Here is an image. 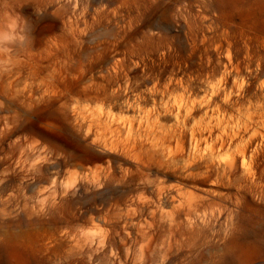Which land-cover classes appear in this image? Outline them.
<instances>
[{"label": "rangeland", "instance_id": "1", "mask_svg": "<svg viewBox=\"0 0 264 264\" xmlns=\"http://www.w3.org/2000/svg\"><path fill=\"white\" fill-rule=\"evenodd\" d=\"M9 12L32 40L0 71V264H264V0Z\"/></svg>", "mask_w": 264, "mask_h": 264}, {"label": "clouds", "instance_id": "2", "mask_svg": "<svg viewBox=\"0 0 264 264\" xmlns=\"http://www.w3.org/2000/svg\"><path fill=\"white\" fill-rule=\"evenodd\" d=\"M29 23L20 15L8 13L0 21V71L15 67V61L31 44Z\"/></svg>", "mask_w": 264, "mask_h": 264}, {"label": "bare ground", "instance_id": "3", "mask_svg": "<svg viewBox=\"0 0 264 264\" xmlns=\"http://www.w3.org/2000/svg\"><path fill=\"white\" fill-rule=\"evenodd\" d=\"M181 105V104H180ZM174 108V107H173ZM181 111V110H180ZM180 114V113H179ZM181 115V114H180ZM186 117V116H185ZM187 120V119H186ZM194 133V132H193ZM222 139V138H221ZM225 140V139H224ZM223 140V141H224ZM222 140L220 141V143L221 142H223ZM232 141V140H231ZM227 142V139H226V141H225V143ZM231 144V143H230ZM225 145V144H224ZM134 146V145H133ZM221 146V145H220ZM223 146V145H222ZM239 147V146H238ZM247 147V146H246ZM244 149V148H243ZM247 149V148H246ZM242 151V150H241ZM246 152V151H245ZM239 154H240V152H239ZM232 158V157H231ZM234 158V157H233ZM234 160V159H233ZM229 161V160H228ZM229 163V162H228ZM233 163V162H232ZM233 165H235L234 163H233ZM244 165V164H243ZM233 167V166H232ZM209 169V168H208ZM230 169V168H229ZM235 169V168H234ZM236 170V169H235ZM229 171V170H228ZM230 171H231V169H230ZM232 171H234V170H232ZM209 172V171H208ZM227 173V172H226ZM230 173V172H229ZM232 173V172H231ZM230 173V174H231ZM235 174V173H234ZM222 175V174H221ZM223 175H225V174H223ZM204 176V175H203ZM206 176V175H205ZM204 176V177H205ZM228 176V175H227ZM207 177H209V176H206L205 178H207ZM232 177V176H231ZM204 178V179H205ZM205 180H208V178L207 179H205ZM229 181V180H228ZM242 186V185H241ZM241 186H240V188H241ZM246 186V185H245ZM236 189H238V188H236ZM238 190H240V189H238ZM242 191V190H241ZM239 192V191H238ZM242 192H244V191H242ZM171 198V197H170ZM177 199V198H176ZM171 200V199H170ZM178 200V199H177ZM174 201H176V200H174ZM171 201H169V203H170ZM173 202V201H172ZM195 203V202H194ZM199 203V202H198ZM173 204V203H172ZM179 205V204H178ZM200 205H201V202H200ZM194 207H195V205H194ZM199 207V206H198ZM185 208H186V206H185ZM155 209V208H154ZM153 209V210H154ZM174 209H175V207H174ZM197 209V208H196ZM202 209V208H201ZM193 210V209H192ZM199 210H200V208H199ZM181 211V210H180ZM186 211V210H185ZM195 211V210H194ZM155 212V211H154ZM153 212V213H154ZM191 212V211H190ZM206 213V212H205ZM184 214V216L182 217V218H180V217H175V218H177V219H175V220H177V221H175V222H177L176 224V229L173 231V235H174V237H176V236H179L180 238H181V240H182V243L184 244V245H187L189 248H196L197 246H198V244H199V234L200 233H198L194 228H191V229H189V228H187V229H189V230H185V228L183 227V223H185V221L187 222L188 221V217H189V214L190 213H183ZM200 214V213H199ZM198 214V215H199ZM154 215V214H153ZM171 215H172V213H171ZM174 215V214H173ZM195 216V215H194ZM206 216V215H205ZM162 217V220H163V216H161ZM174 217V216H173ZM166 218V217H165ZM206 218V217H205ZM151 219H153V217L151 218ZM173 219V218H172ZM171 219V220H172ZM157 220V219H156ZM174 220V219H173ZM200 220H201V217H200ZM153 221H154V219H153ZM172 222H174V221H172ZM194 222H195V220H194ZM154 223V222H153ZM153 223H151V224H153ZM160 223V222H159ZM155 224H156V221H155ZM187 224V223H186ZM206 224H208V223H206ZM160 225V224H159ZM171 225V224H170ZM192 225V224H191ZM154 226V225H153ZM162 226V225H161ZM185 226V225H184ZM198 226V225H197ZM199 226H201V225H199ZM170 227V226H169ZM151 228H152V226H151ZM163 228V227H162ZM171 228V227H170ZM172 229V228H171ZM197 229V228H196ZM208 229V228H207ZM234 229V228H233ZM201 230H203V229H201ZM201 230H200V232H201ZM216 230V229H215ZM157 231V230H156ZM170 231V230H169ZM147 232H148V230H147ZM214 232V231H213ZM219 232H220V230H219ZM155 234H156V232L154 233V236H155ZM164 234V233H163ZM209 234H211V232L209 233ZM213 234V233H212ZM151 235L152 234H150V237L149 238H153V237H151ZM224 235V234H223ZM153 236V235H152ZM206 236V235H205ZM174 237H173V239H174ZM171 238V237H170ZM151 239H149V240H151ZM154 239V238H153ZM205 239V238H204ZM149 240H148V244H149ZM179 240V239H178ZM180 241V240H179ZM201 241V240H200ZM204 241V240H203ZM143 242V241H142ZM170 242H172V240L171 241H169V243ZM230 242V241H229ZM226 243V246H225V251H226V253H230V252H232L231 250H232V247L233 248H236L237 247V249L239 248V249H241L242 248V246H236V245H234V246H232V244L231 243ZM147 243V242H146ZM145 243V244H146ZM168 243V244H169ZM174 243V242H173ZM176 243V242H175ZM201 243V242H200ZM136 244H137V242H136ZM144 245L145 247H147V246H149V245ZM151 244V243H150ZM164 244V243H163ZM179 244V243H178ZM171 246H172V244H170ZM205 245V244H204ZM225 245V244H224ZM142 246V245H141ZM209 246V245H208ZM145 247H142V248H145ZM169 247V246H168ZM178 247V246H177ZM201 247V246H200ZM142 248H141V250H142ZM172 248H173V246H172ZM180 248V247H179ZM183 248V247H182ZM147 249H149V248H147ZM170 249V248H169ZM177 249V248H176ZM176 249H175V251H176ZM188 249V248H187ZM208 249V248H207ZM210 249V248H209ZM146 250V249H145ZM164 250H166V251H168V248H164ZM196 250H198V248L196 249ZM148 251V250H147ZM165 251V253H167ZM190 251V250H189ZM188 251V252H189ZM192 251V250H191ZM118 252V251H117ZM130 252V251H129ZM132 252H134V251H132ZM177 252V251H176ZM210 251H207V253H209ZM131 253V252H130ZM129 253V254H130ZM146 253V252H145ZM143 254V251L141 252V256H143L142 255ZM162 254V253H161ZM145 255H147V254H145ZM163 255V254H162ZM165 255H167V254H165ZM171 255V254H170ZM189 255V254H188ZM191 255V254H190ZM201 255H203V253L201 254ZM131 256H132V254H131ZM168 256V255H167ZM185 256H187V254L185 255ZM137 257H138V255H137ZM144 257V256H143ZM160 257V256H159ZM209 257V256H208ZM214 257V256H213ZM120 259H119V264H128V262H130V261H128V258L126 257V258H124V257H122V256H120L119 257ZM205 258V257H204ZM207 258V257H206ZM183 259H184V257H183ZM182 259V260H183ZM187 259V258H186ZM189 259V258H188ZM200 259V258H199ZM209 260H210V258H209ZM141 261H142V259H141ZM139 263V262H138ZM149 264L150 262H148V259H147V257H145V259H144V261H143V263H141V264ZM165 263V262H164ZM137 264V263H136ZM162 264H163V262H162Z\"/></svg>", "mask_w": 264, "mask_h": 264}]
</instances>
